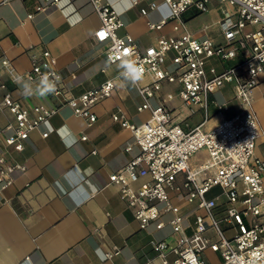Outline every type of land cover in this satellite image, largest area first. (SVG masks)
Instances as JSON below:
<instances>
[{
	"label": "crops",
	"instance_id": "crops-1",
	"mask_svg": "<svg viewBox=\"0 0 264 264\" xmlns=\"http://www.w3.org/2000/svg\"><path fill=\"white\" fill-rule=\"evenodd\" d=\"M105 1L123 21L118 33L128 34L140 49L155 44L159 36L182 32L173 31L169 24L159 30L148 28L147 21L157 22L168 14L157 7L150 9L148 5L154 0ZM37 3L38 0H0V95L10 92L25 108L37 104L58 106L53 115L29 133L20 151L5 144L4 138L12 132L8 126L13 124V116L0 106V154L9 162L25 165L24 171L11 173L10 185L0 189V264H160L153 242H172L177 237L167 223L171 213H161V228L152 222L141 229L117 186L108 182L109 175L138 152L131 131L112 115L121 114L129 123L139 125L149 117V111L137 110L141 98L135 85L123 81L120 63H108L105 46L94 42L93 32L99 19L88 0H59L40 10L35 7ZM140 7L148 8L146 15L140 14ZM222 8L234 11L219 0H208L204 12L186 11L183 17L187 25L205 15V20L192 27L186 25L187 29L197 38L208 36L215 43H223L218 23ZM43 50L56 58L69 96H78L106 79H113L115 87L110 96L92 108L96 120L91 125L51 95L37 98L21 93L11 75L24 78L33 58H38ZM172 56L171 51L165 54V68L173 67ZM3 59L8 65L2 64ZM208 63L217 69L222 67L213 58ZM149 81L150 76L145 74L139 82ZM177 88L175 82H163L150 102L165 104L173 112V121L186 130L203 122L204 110L195 107L190 113L177 97ZM209 99L225 102L228 108L217 114L213 104H209L203 130L242 110L234 98L232 82H225ZM252 107L264 128V74L252 91ZM42 132L47 135L42 136ZM261 140V136L257 137L253 156L264 161ZM207 157L205 150H198L189 158L190 167H197ZM145 179L140 178L131 186L137 188ZM182 182L183 175L178 174L175 183L180 190L170 191V199L184 218V232L190 234L194 216L202 210L196 202L184 198ZM218 193L219 188L213 187L206 197ZM225 206V198L220 196L215 210L218 217L223 215ZM260 219L264 220V215ZM221 226L227 236L234 232L225 222ZM206 235L215 239L210 228ZM115 248L117 253L105 258L104 254ZM200 256L208 264L222 262L218 253L209 249H204Z\"/></svg>",
	"mask_w": 264,
	"mask_h": 264
},
{
	"label": "built area",
	"instance_id": "built-area-1",
	"mask_svg": "<svg viewBox=\"0 0 264 264\" xmlns=\"http://www.w3.org/2000/svg\"><path fill=\"white\" fill-rule=\"evenodd\" d=\"M58 1L38 0L35 7L40 10ZM162 1L168 8L167 16L157 22L147 21L148 28L159 30L169 24L173 31L182 32L159 36L155 44L140 49L128 34L118 33L123 21L107 1L88 0L99 19L93 40L105 46L106 61L114 64L130 59L143 69V75L150 76L149 82L135 84L141 98L137 110H148L149 117L134 125L121 114L112 115L131 131L138 152L112 172L108 182L117 186L141 229L152 222L156 228H161L164 225L161 213H171L167 223L178 235L172 242H153L160 264H208L200 256L204 249L217 252L221 264H264V220L260 219L264 215V161L253 156L259 136L264 150V128L260 127L252 107V91L264 74V0H219L234 8L233 12L221 9L218 23L223 43H215L208 36L195 37L183 19L190 9L204 12L208 0ZM148 7L154 9L157 3L150 2ZM147 11L146 7L139 9L141 15H146ZM169 51L173 52L171 69L164 67L165 54ZM211 58L222 64L221 69L208 63ZM232 59L235 61L229 63ZM2 64L8 65V61L3 59ZM43 74L56 81L57 91L51 96L82 117L87 125L96 120L93 106L110 96L115 87L113 79L109 78L78 96H69L56 67V58L48 50L33 58L24 78L38 81ZM18 76L21 77L11 75L14 80ZM163 82L177 84V97L190 113L195 107L202 108L203 122L185 130L173 121V112L165 104L153 105L150 100ZM225 82L233 83V95L242 110L203 130L201 126L208 117L209 104H213L217 114L228 108L225 102L209 99ZM0 106L13 116V124L8 126L12 132L4 141L15 151L22 150L29 133L58 109L56 105L45 104L25 108L8 91L0 95ZM46 135L47 132H42V136ZM129 149L127 146L126 150ZM201 149L206 151L207 159L195 168L190 167L189 158ZM14 170L24 171L25 165L9 162L0 154V189L12 183ZM178 174L183 175L184 198L196 202L197 208L202 210L195 214L190 234L184 232V218L170 199V191L180 190L175 183ZM140 178L146 179L133 188L131 183ZM213 187H218L219 193L207 198L206 193ZM220 196L225 198L226 206L223 215L218 217L215 210ZM222 222L234 228L231 235L225 234ZM208 228L213 230L214 240L206 235ZM117 251L115 248L106 252L105 258Z\"/></svg>",
	"mask_w": 264,
	"mask_h": 264
},
{
	"label": "clouds",
	"instance_id": "clouds-1",
	"mask_svg": "<svg viewBox=\"0 0 264 264\" xmlns=\"http://www.w3.org/2000/svg\"><path fill=\"white\" fill-rule=\"evenodd\" d=\"M120 77L125 83L135 85L143 77V69L136 66L135 61L130 59H123L119 65ZM58 79V77H57ZM16 83L25 97L46 98L49 95L55 94L57 91L56 81L50 79L49 75L43 74L38 81L31 79L25 80L18 76Z\"/></svg>",
	"mask_w": 264,
	"mask_h": 264
},
{
	"label": "rangeland",
	"instance_id": "rangeland-1",
	"mask_svg": "<svg viewBox=\"0 0 264 264\" xmlns=\"http://www.w3.org/2000/svg\"><path fill=\"white\" fill-rule=\"evenodd\" d=\"M156 3H157V9L159 11H163L164 13H167L168 11V8H167V5L162 1V0H154ZM205 20V15H202V16H198L197 19H194L191 23H189V25H187L185 22V24L189 27H192L194 26L195 24H198L200 21H203Z\"/></svg>",
	"mask_w": 264,
	"mask_h": 264
},
{
	"label": "snow or ice",
	"instance_id": "snow-or-ice-1",
	"mask_svg": "<svg viewBox=\"0 0 264 264\" xmlns=\"http://www.w3.org/2000/svg\"><path fill=\"white\" fill-rule=\"evenodd\" d=\"M103 35H104L103 33H100V36H101V37H103Z\"/></svg>",
	"mask_w": 264,
	"mask_h": 264
},
{
	"label": "trees",
	"instance_id": "trees-1",
	"mask_svg": "<svg viewBox=\"0 0 264 264\" xmlns=\"http://www.w3.org/2000/svg\"><path fill=\"white\" fill-rule=\"evenodd\" d=\"M183 19H184V17H183Z\"/></svg>",
	"mask_w": 264,
	"mask_h": 264
}]
</instances>
